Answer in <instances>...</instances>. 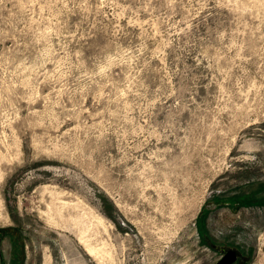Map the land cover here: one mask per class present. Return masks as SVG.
Wrapping results in <instances>:
<instances>
[{
    "label": "rangeland",
    "instance_id": "obj_1",
    "mask_svg": "<svg viewBox=\"0 0 264 264\" xmlns=\"http://www.w3.org/2000/svg\"><path fill=\"white\" fill-rule=\"evenodd\" d=\"M228 249L264 264V0H0V264Z\"/></svg>",
    "mask_w": 264,
    "mask_h": 264
},
{
    "label": "bare ground",
    "instance_id": "obj_2",
    "mask_svg": "<svg viewBox=\"0 0 264 264\" xmlns=\"http://www.w3.org/2000/svg\"><path fill=\"white\" fill-rule=\"evenodd\" d=\"M44 190H48L49 191V194L51 195V201H49V208L47 209L48 210V212L51 214V215H53V214H57V215H59L60 217H63L64 216V211L65 210H70L69 211V216L71 215L72 217H73V221L72 222H74V223H76L77 225L79 224V221H78V219H77V216L76 217H74V213H73V211H71L72 209H76V208H79L80 207V205H79V203L77 202H72V201H68V200H64L63 199V196H62V193L63 192H58L57 190H54V189H49V188H45ZM80 204H81V202H80ZM49 215V214H48ZM83 215V214H82ZM50 216V215H49ZM79 216V215H78ZM51 217V216H50ZM71 217V218H72ZM69 221H70V219H68ZM67 220V221H68ZM81 220V219H80ZM99 220V219H98ZM90 221V220H89ZM81 222V221H80ZM86 223V222H85ZM90 223V222H89ZM71 224V223H70ZM76 225V226H77ZM82 226H83V224H81ZM72 226V225H71ZM75 227V226H74ZM86 227H88V225L86 226ZM90 227V226H89ZM85 228V227H84ZM80 229H82L81 227H80ZM84 230V229H83ZM83 230H78V231H83ZM86 232H87V230H86ZM82 233V232H81ZM79 234V233H78ZM77 234V235H78ZM83 234V233H82ZM89 234V233H88ZM79 236H81V234L79 235ZM86 237V236H85ZM85 237H81V240L85 243V245H86V247H87V250H88V252H93L94 251V249L93 248H91L90 246H89V244L87 243V241L86 240H83V238H85ZM89 237V236H88ZM96 247V246H95ZM94 247V248H95ZM103 255V254H102ZM100 260H101V258H100ZM105 260V259H104Z\"/></svg>",
    "mask_w": 264,
    "mask_h": 264
},
{
    "label": "water",
    "instance_id": "obj_3",
    "mask_svg": "<svg viewBox=\"0 0 264 264\" xmlns=\"http://www.w3.org/2000/svg\"><path fill=\"white\" fill-rule=\"evenodd\" d=\"M238 205H234L233 210L238 209ZM239 252L236 249L224 250V255L216 262V264H234L237 262Z\"/></svg>",
    "mask_w": 264,
    "mask_h": 264
}]
</instances>
